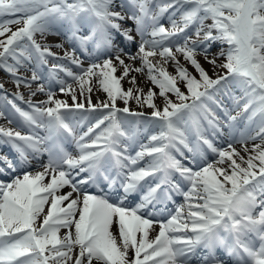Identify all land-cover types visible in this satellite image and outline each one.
I'll list each match as a JSON object with an SVG mask.
<instances>
[{"label": "snow or ice", "instance_id": "6c2138e0", "mask_svg": "<svg viewBox=\"0 0 264 264\" xmlns=\"http://www.w3.org/2000/svg\"><path fill=\"white\" fill-rule=\"evenodd\" d=\"M0 92V264H264V0H0Z\"/></svg>", "mask_w": 264, "mask_h": 264}, {"label": "bare ground", "instance_id": "6f19581e", "mask_svg": "<svg viewBox=\"0 0 264 264\" xmlns=\"http://www.w3.org/2000/svg\"><path fill=\"white\" fill-rule=\"evenodd\" d=\"M165 22H166V19H165ZM219 47H220V45H217L216 47H214V49L217 51ZM197 58L199 59L200 62L207 63L203 59V56H198ZM181 62H183V61L181 60ZM139 66H140L139 62H136V63L133 64V68H136V67H139ZM169 69L172 71L171 68H169ZM146 72H147L146 69H145L144 73L137 72L142 77V78H140L141 81L137 80V86L141 87V88H145V89L148 88V87H152L154 89V91H158V89L155 88V86H153L151 84V81L148 80ZM209 73L211 74V69H210ZM130 77H131V73H130ZM121 87L126 90L129 87H131V84L129 83L128 80H124V81H121ZM97 95H99L101 98H105V96H106V94H104L102 91H98V90L94 89V91L92 93V97H93V102L94 103H95V101L97 99ZM25 98H28V93L27 92H25ZM130 104H131V106L133 108L136 107L134 101H130ZM120 106H123L122 102H120ZM73 231H74V229H73ZM58 236H60V235L58 234Z\"/></svg>", "mask_w": 264, "mask_h": 264}, {"label": "rangeland", "instance_id": "374dc122", "mask_svg": "<svg viewBox=\"0 0 264 264\" xmlns=\"http://www.w3.org/2000/svg\"><path fill=\"white\" fill-rule=\"evenodd\" d=\"M13 26V25H12ZM17 26V25H16ZM18 27V26H17Z\"/></svg>", "mask_w": 264, "mask_h": 264}]
</instances>
